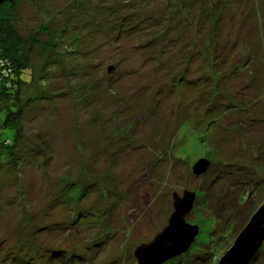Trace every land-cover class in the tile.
I'll return each instance as SVG.
<instances>
[{"label": "rangeland", "instance_id": "obj_1", "mask_svg": "<svg viewBox=\"0 0 264 264\" xmlns=\"http://www.w3.org/2000/svg\"><path fill=\"white\" fill-rule=\"evenodd\" d=\"M8 30L0 264H138L185 191L198 234L162 264H218L264 201V0H11Z\"/></svg>", "mask_w": 264, "mask_h": 264}, {"label": "water", "instance_id": "obj_2", "mask_svg": "<svg viewBox=\"0 0 264 264\" xmlns=\"http://www.w3.org/2000/svg\"><path fill=\"white\" fill-rule=\"evenodd\" d=\"M11 0H0V4ZM210 161L200 159L193 166V175L198 177L207 172ZM174 212L168 225L152 242L139 246L134 255L138 264H162L167 260L185 253L198 234V227L186 221L193 208L195 194L185 191L182 196L174 193ZM264 245V201L250 218L247 225L236 237L234 243L221 257L218 264H251ZM154 257V258H153Z\"/></svg>", "mask_w": 264, "mask_h": 264}, {"label": "trees", "instance_id": "obj_3", "mask_svg": "<svg viewBox=\"0 0 264 264\" xmlns=\"http://www.w3.org/2000/svg\"><path fill=\"white\" fill-rule=\"evenodd\" d=\"M7 32L6 37L0 36V100L4 102L8 101L11 104L10 107L6 109L10 112L11 106L15 107L14 100L17 96V90L15 86H13V83L18 82L17 78L14 77V73H17L19 69V67L16 66L17 59L15 54L21 41L14 31L8 30ZM15 110L17 111L16 107ZM9 120V117L5 120V126H11L17 129L16 126L9 123Z\"/></svg>", "mask_w": 264, "mask_h": 264}]
</instances>
